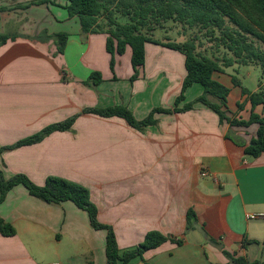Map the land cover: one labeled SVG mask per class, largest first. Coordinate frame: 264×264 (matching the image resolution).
I'll use <instances>...</instances> for the list:
<instances>
[{
    "label": "crops",
    "instance_id": "crops-1",
    "mask_svg": "<svg viewBox=\"0 0 264 264\" xmlns=\"http://www.w3.org/2000/svg\"><path fill=\"white\" fill-rule=\"evenodd\" d=\"M66 6L67 0H0V34L12 37L0 45V147L79 115L70 130L1 153L5 178L24 174L42 186L59 177L84 185L121 253L150 231L184 239L182 246L168 241L128 264H231L224 251L264 261V153L252 158L233 142L250 144L258 126L220 124L202 104L156 114L157 124L144 131L119 117L83 114L125 106L143 120L154 108L173 109L185 57L147 43L145 67L131 82V48L116 56L113 73L107 35L85 36ZM61 33L68 35L63 54L54 38ZM94 72L101 73V84L85 85ZM232 75L227 68L214 79L230 90L228 116L247 121L252 105ZM257 89L252 92L263 91ZM202 93L193 85L185 102ZM254 111L264 116V105ZM190 208L198 221L187 231ZM0 218L16 230L13 237L0 234V264H107V230H95L88 213L70 201L48 204L17 185L0 203Z\"/></svg>",
    "mask_w": 264,
    "mask_h": 264
},
{
    "label": "trees",
    "instance_id": "trees-1",
    "mask_svg": "<svg viewBox=\"0 0 264 264\" xmlns=\"http://www.w3.org/2000/svg\"><path fill=\"white\" fill-rule=\"evenodd\" d=\"M66 9L71 18L79 19L81 31L85 36L107 35L106 49L111 55L110 67L113 73L116 56L125 54L127 47L131 48V64L134 71L131 82L139 78L140 70L145 67L147 43L179 52L185 57L186 76L173 109L154 108L143 120L136 119L132 111L125 106L88 108L83 111V114H95L104 118L119 117L132 128L144 131L146 127L157 124L156 114L184 113L192 111L195 105L202 104L218 115L220 124L227 122L230 126L238 127L257 125L256 137L250 144L243 145L234 139L233 142L244 146L245 154L252 158H258L264 153V117L254 113L256 106L264 105V91H249L241 86L235 76H232L233 84L241 87L242 95L246 96V101L252 105L250 119L238 120L228 116L229 88L214 79V74L223 73L225 69L234 64H257L264 76V0H67ZM2 10L4 9L0 8V11ZM117 14L129 18V22H120ZM167 21L205 30L212 39L216 38L231 52L232 56L224 58L223 61L215 60L197 53V44L193 39L180 43L172 40L161 41L145 33V30L154 31L155 27ZM216 33H219L218 37ZM11 38L9 35L0 34V45L5 44ZM54 38H56L57 53L63 54L68 35L61 33ZM101 82V73L94 72L85 85L96 87ZM195 84L202 86L203 93L193 101L185 102L186 91ZM238 107L239 110H243L245 102L239 103ZM78 117L79 115H76L64 122L50 125L15 145L0 147V154L41 142L53 132L70 130ZM227 138L230 139L228 135ZM17 185H23L31 196L45 203L61 204L70 201L79 209L86 211L91 226L95 230H107V264H118L119 261L128 264L133 259L143 257L146 252L157 249L168 241L178 246L184 244L183 238L164 235L159 231H150L136 248L121 253L113 228L98 220V208L91 201L90 190L84 185L64 178L48 177L45 184L39 186L24 174H17L6 179L0 169V203ZM197 221L195 211L190 208L187 212L186 230H194ZM0 234L13 237L16 235V230L13 225L0 218ZM210 242L217 244L213 239H210ZM244 242L246 245V241ZM223 253L231 264H264V261H250L244 256L238 257L227 251Z\"/></svg>",
    "mask_w": 264,
    "mask_h": 264
},
{
    "label": "rangeland",
    "instance_id": "rangeland-1",
    "mask_svg": "<svg viewBox=\"0 0 264 264\" xmlns=\"http://www.w3.org/2000/svg\"><path fill=\"white\" fill-rule=\"evenodd\" d=\"M117 19L122 23L129 22V18L123 17L120 14H117ZM145 33L161 41L172 40L180 43L193 39L197 44V53L215 60L223 61L224 58L232 56V53L223 47L216 38L212 39L205 30H201L197 27L189 28L183 24L167 21L163 22L161 26L155 27L154 31L147 32L145 30ZM218 36L219 33H216V37ZM228 72L239 80L243 88L249 91L262 88L264 91V76L261 68L257 64L247 66L238 64L234 66V69L228 68ZM254 113L257 114L255 111Z\"/></svg>",
    "mask_w": 264,
    "mask_h": 264
},
{
    "label": "built area",
    "instance_id": "built-area-1",
    "mask_svg": "<svg viewBox=\"0 0 264 264\" xmlns=\"http://www.w3.org/2000/svg\"><path fill=\"white\" fill-rule=\"evenodd\" d=\"M201 175H202L203 177H206V176H208V173H207V172H203ZM260 216H262V215L253 214V215L251 216V218H257V217H260Z\"/></svg>",
    "mask_w": 264,
    "mask_h": 264
}]
</instances>
